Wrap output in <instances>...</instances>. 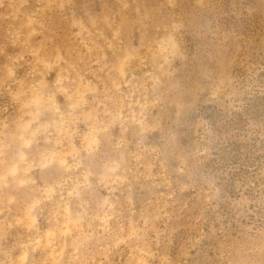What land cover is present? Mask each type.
Here are the masks:
<instances>
[{
	"label": "rangeland",
	"instance_id": "374dc122",
	"mask_svg": "<svg viewBox=\"0 0 264 264\" xmlns=\"http://www.w3.org/2000/svg\"><path fill=\"white\" fill-rule=\"evenodd\" d=\"M130 86L183 155L213 141L224 195L159 134L114 191L76 188ZM0 264H264V0H0Z\"/></svg>",
	"mask_w": 264,
	"mask_h": 264
},
{
	"label": "clouds",
	"instance_id": "9594fccd",
	"mask_svg": "<svg viewBox=\"0 0 264 264\" xmlns=\"http://www.w3.org/2000/svg\"><path fill=\"white\" fill-rule=\"evenodd\" d=\"M168 103L163 94L153 95L148 89L130 86L126 92L118 89L100 111L89 114L90 123L81 135V146L73 148L78 157L73 167L82 169V180L76 188L114 191L141 163L150 138L159 134L166 147L182 154L179 159L184 166L182 171L192 175L198 170L204 186L217 197L224 195L229 190L228 179L223 167L215 164L216 145L209 139L202 144V151L198 148L195 153L183 155L186 150L178 125H164L154 116ZM208 135L211 136L210 131Z\"/></svg>",
	"mask_w": 264,
	"mask_h": 264
}]
</instances>
